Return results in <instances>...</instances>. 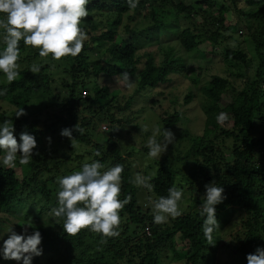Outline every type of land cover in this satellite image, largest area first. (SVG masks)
Masks as SVG:
<instances>
[{"label":"trees","instance_id":"obj_1","mask_svg":"<svg viewBox=\"0 0 264 264\" xmlns=\"http://www.w3.org/2000/svg\"><path fill=\"white\" fill-rule=\"evenodd\" d=\"M86 8L89 14L81 26L88 39L80 54L52 60L40 57L21 40L17 63L26 66L18 69L13 82H0V89H5L0 98L8 100L15 110L23 107L26 112L17 118L15 110L0 107V122L8 119L14 125V135L27 131L37 140L29 163L16 162L21 174L16 167H0V215L6 216V220L0 219V232L13 225L20 233L19 224L26 221L38 229L42 236L38 247L43 248V254L34 256L32 264H163L167 249L171 261L183 264H246L245 254L257 245L264 246V0H138L134 9H129L125 0H90ZM231 11L237 13L235 23L227 22ZM240 25L245 26L252 56L244 48L222 45L233 40ZM155 34L161 42L164 36L177 40L192 57L197 53L204 57L207 50L202 46L210 47L211 52L222 47L226 59L245 68L234 74L239 84L231 76L212 75L201 87L202 132L194 135L186 130L183 139L178 133L179 139L174 138L159 160L151 158L157 167L150 180L154 198L166 196L173 184L184 188L188 210L171 225L154 224L151 209L141 204L133 182L136 149L123 137L135 114L136 95H149L169 82L172 74L186 69L187 59L172 45L161 49L160 62L154 52L144 59L143 37ZM33 63L43 64L37 74L27 70ZM54 63L58 68L52 67ZM253 63L256 67L251 74ZM124 71L135 85L133 95L121 97L109 84H97L102 75L120 78ZM189 71L192 84L197 85L202 69ZM193 99L194 93L189 91L185 102ZM221 112L227 119L218 123L216 116ZM159 118L161 130L174 129L181 119L179 112ZM102 123L108 125L107 131L106 125L99 131ZM74 125L83 131L73 130L72 140L60 135L62 128ZM138 128L139 124L133 127ZM142 135L145 142L151 132ZM47 137H51L48 145ZM97 151L99 156L94 155ZM142 151L147 154L146 145ZM93 159L104 168L124 165L119 198L129 199L120 210L118 236L102 243V237L87 229L68 235L63 229L52 230L42 224L41 216L30 219V211L24 218L12 214L14 208L24 207L31 195L48 203L49 209L56 206L57 177L78 171ZM212 181L223 187L226 196L215 206L216 218H224L223 224L233 222L234 227L223 235L218 227L208 241L201 228L199 204L204 185ZM0 264L17 262L0 260Z\"/></svg>","mask_w":264,"mask_h":264},{"label":"clouds","instance_id":"obj_2","mask_svg":"<svg viewBox=\"0 0 264 264\" xmlns=\"http://www.w3.org/2000/svg\"><path fill=\"white\" fill-rule=\"evenodd\" d=\"M125 2L129 9H134L138 0ZM89 3L90 0H0V44L4 45L0 48V73L3 78L11 83L19 75L20 65L17 61L21 40L25 46L36 49L40 57L50 56L52 60L80 54L88 39L81 25L83 18L89 14L86 8ZM42 68V63H33L27 70L37 74ZM119 83L132 87L130 74L121 72ZM4 93L5 89H0V96ZM25 114L22 107L17 108L14 115L19 118ZM226 119L227 114L223 112L216 116L218 123ZM73 130L83 131L74 125L72 128H62L60 135L72 140ZM159 133L162 135L157 139ZM17 135H14V125L8 119L0 122V167L15 168L17 161L20 165H25L33 157L37 145L34 135L27 131H21ZM46 139L51 143V137ZM173 141L174 134L170 130L154 127L146 142L147 157H161ZM94 155L99 156L100 153L97 151ZM123 170V164L116 163L104 168L99 160L93 159L83 163L78 171L58 176L56 206L50 209V217L62 218L63 232L68 235H76L81 229H87L102 237V243L108 237L118 236L120 210L129 199L127 196L119 198ZM150 180L151 176L136 173L133 182L153 193ZM204 189L203 200L199 204L203 218L201 228L205 239L212 241L213 232L218 229L215 206L223 202L226 196L223 187L217 186L213 181L206 183ZM183 197L184 188L175 184L167 189L166 196L153 198L149 195L145 207L151 209L152 222L162 224L169 218L180 216L183 212L180 206L184 202ZM19 225H22L20 233L13 230V225L7 231L0 232V260L32 264L34 256L43 254V248L38 247L42 236L27 221ZM29 228L32 230L29 231ZM245 261L246 264H264V246L257 245L253 252L246 253Z\"/></svg>","mask_w":264,"mask_h":264},{"label":"rangeland","instance_id":"obj_3","mask_svg":"<svg viewBox=\"0 0 264 264\" xmlns=\"http://www.w3.org/2000/svg\"><path fill=\"white\" fill-rule=\"evenodd\" d=\"M228 23H235L238 19L237 13L234 11H231L228 13ZM142 20V18L139 19V22ZM245 26L240 25V27L234 31L233 40L230 39L228 41L223 42V46L231 45L235 48H244L250 56L251 50H250V44L247 38V35L245 33ZM228 34H231L229 32ZM167 36H164L162 38V42L160 41V38L157 34L151 35V37H143V45L145 46L144 50H142V55L144 59H147V54L150 52H154L157 56V61L160 62L163 58V53L161 51L162 48H166L168 45L175 46L176 52L178 55H182L187 59V65L185 71H180L178 73H174L170 77V81L163 83L156 88H154L153 91L149 95L138 96L136 95V98L133 103V114L131 122L127 123L126 129L128 130V133L126 134L124 131L123 137L128 138L129 145L133 146L136 149V152L134 151L135 155L132 158L133 160V168H134V177L136 173H141L143 175L148 176H154L157 171V167L154 163V161L147 157V154L142 151V148L144 145H146L147 140L145 142L141 141V138L143 137L142 133L145 132H151L154 127L157 126V122L160 121L159 116L164 115V113H174L179 112L180 114V121L178 124H176L175 128L170 130L174 134V138L181 136H185V131H190L194 135L200 134L203 129L205 116L201 108L202 104V93H201V87L204 86L206 83L209 82L212 75H221V76H231V80L236 84H239V80L234 76L235 73L245 71V68H243L240 64L234 63L231 60H228L223 55V49L222 47H217L213 52H211V48L208 46H202V50H207L205 52L204 57L197 56H187V54L182 50L180 44L175 39L167 38ZM160 43L158 44V42ZM20 68L26 66L25 64H20ZM58 63H54L53 68H58L56 65ZM256 63H253V68L250 70V73L253 74ZM189 68H194L195 70L197 68L202 69V74L200 77V82L197 85H193L191 78L189 77L190 71ZM120 78L114 77L107 79L106 76H101L100 79L97 81V84L102 86L105 84H109V86L114 89L120 91L121 97H128L130 95H133V89L135 85L132 83V87L128 88L123 86V84L119 83ZM6 81L3 78V75H0V82ZM191 91L194 93V99L186 103L185 102V96L186 94ZM153 102H149V100H152ZM8 100L4 98H0V107L2 109H13L15 108L7 102ZM139 124L138 130L133 129V127ZM106 125V130L108 128V125L106 123H102L99 127V131H104L103 126ZM179 133V134H178ZM150 135V136H151ZM106 136V133H104V137ZM149 136V137H150ZM103 137V138H104ZM179 139L177 137L175 140ZM186 140H184L185 142ZM143 144H142V143ZM177 142V141H176ZM45 144H49L48 140H45ZM139 151V152H138ZM158 160L160 157H156ZM18 170V173L21 174L20 167H16ZM138 187V193L139 198L141 200V204L143 207H145L146 199L151 194L148 192L146 188ZM152 195V194H151ZM153 196V195H152ZM154 198V196H153ZM50 205L48 203H45L44 200H42L40 197H33L31 195L25 203V206L20 208H14L12 211V214L15 216H19L24 218L26 215V212L30 211V219L31 217L35 216H41V223L48 226L49 228H52V230H61L62 229V218H51L50 217ZM183 208V211H187V201L183 202V204L180 205ZM147 208V207H145ZM235 218L239 216V213L236 212L234 215ZM1 220H6V216L0 215ZM28 219V218H27ZM26 219V220H27ZM174 218H169V220L164 223L171 225ZM223 219L221 220L217 218L218 221V227L221 230V234H225L226 232H229L234 226L233 222H226L223 224ZM29 221V220H28ZM60 223V224H59ZM163 224V226H164ZM223 224V225H222ZM170 243V242H169ZM168 243V244H169ZM179 245V242H178ZM167 258L163 259V264H183L181 262H175L171 261V251L170 249H167L164 254ZM170 256V257H169ZM173 259V256H172Z\"/></svg>","mask_w":264,"mask_h":264},{"label":"built area","instance_id":"obj_4","mask_svg":"<svg viewBox=\"0 0 264 264\" xmlns=\"http://www.w3.org/2000/svg\"><path fill=\"white\" fill-rule=\"evenodd\" d=\"M149 231H150V228L146 227V232L149 233Z\"/></svg>","mask_w":264,"mask_h":264}]
</instances>
